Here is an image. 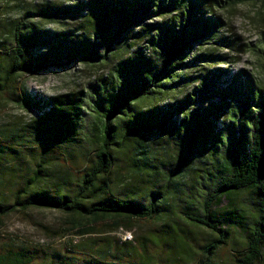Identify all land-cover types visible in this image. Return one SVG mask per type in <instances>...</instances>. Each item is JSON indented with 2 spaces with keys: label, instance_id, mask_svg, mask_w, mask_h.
<instances>
[{
  "label": "trees",
  "instance_id": "16d2710c",
  "mask_svg": "<svg viewBox=\"0 0 264 264\" xmlns=\"http://www.w3.org/2000/svg\"><path fill=\"white\" fill-rule=\"evenodd\" d=\"M31 12L0 23V98L31 115L0 126V214L60 210L82 234L153 222L143 245L167 242L198 264H264V84L210 63L232 60L221 51L238 42L220 34L209 0H78L33 12L77 17L79 31L39 28ZM197 43L211 46L190 57ZM109 62L108 74L70 92L40 95L23 81ZM91 252L86 264H96ZM30 257L1 252L0 264Z\"/></svg>",
  "mask_w": 264,
  "mask_h": 264
},
{
  "label": "rangeland",
  "instance_id": "374dc122",
  "mask_svg": "<svg viewBox=\"0 0 264 264\" xmlns=\"http://www.w3.org/2000/svg\"><path fill=\"white\" fill-rule=\"evenodd\" d=\"M77 1L0 0V23L12 26L13 21H20L27 11H37L38 7L44 4L68 5ZM209 2L210 13L222 20L220 34L232 36L238 42L236 49L223 47L221 51H229L230 58L234 57L232 60L210 63L216 64V67H229L233 71L244 69L256 82L264 84V0ZM33 12L28 13L26 20L39 28L53 31L80 30L77 17L62 15L54 20ZM209 46L211 45L208 43L195 44L190 57L195 55V51L208 50ZM112 66V62H109L92 67L78 63L67 67H52L28 74L23 77V81L29 91L51 96L83 89L89 81L102 74H108ZM30 116L29 112L19 105L0 98V126L13 121L21 124L27 122ZM125 164L122 163L120 167L121 173L126 172V167L128 168ZM191 179L186 178V181L191 182ZM129 183L130 178L125 176L119 181V186L123 188ZM172 224L177 226L175 221ZM185 224V221L181 222L182 226H186ZM156 226L153 222L136 221L119 228H113L111 225L99 226L94 232L82 234L78 228L66 224L62 211L36 207L8 215L0 214V253L8 256L11 252L16 254L23 251L31 256V261L25 264H86L85 259H90L88 252L91 251L83 247L91 245L94 250L91 254L98 253L95 255L96 264H198L199 256L193 259L184 257V254L181 258H178L179 254L177 257L173 256L172 245L167 242L146 245L140 243L142 237H149ZM197 235L207 234L204 230L203 234L199 232ZM220 255L227 261L233 258L227 250H221ZM100 260L103 262L100 263Z\"/></svg>",
  "mask_w": 264,
  "mask_h": 264
}]
</instances>
